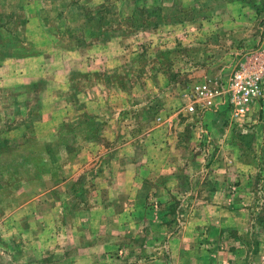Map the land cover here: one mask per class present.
I'll list each match as a JSON object with an SVG mask.
<instances>
[{
  "label": "rangeland",
  "instance_id": "obj_1",
  "mask_svg": "<svg viewBox=\"0 0 264 264\" xmlns=\"http://www.w3.org/2000/svg\"><path fill=\"white\" fill-rule=\"evenodd\" d=\"M147 1L0 0V264H264V92L222 94L264 0L236 55Z\"/></svg>",
  "mask_w": 264,
  "mask_h": 264
},
{
  "label": "crops",
  "instance_id": "obj_2",
  "mask_svg": "<svg viewBox=\"0 0 264 264\" xmlns=\"http://www.w3.org/2000/svg\"><path fill=\"white\" fill-rule=\"evenodd\" d=\"M150 1L151 3H149ZM144 6H146L144 10L151 13L146 17H154V21L144 20L146 24H150V26H144L145 28L175 24L176 27L183 29L193 25L199 29L197 34L206 28H217L220 33L227 29L226 39L233 47L235 46V55L242 49L240 46L239 48L236 46L238 47L241 43L246 45L250 40L255 42L254 40L261 39L257 30L254 29L260 28L259 19L256 23V18L249 15L251 10L260 15V4L251 2V0H149ZM216 20L223 22L215 25ZM2 27L3 25H0V28ZM184 33L186 34L185 31ZM201 36L203 37V35ZM112 42L115 43L114 40L108 43ZM4 68V65H0V72ZM1 80H5V77ZM0 146L2 145L0 144ZM2 150L0 149V153Z\"/></svg>",
  "mask_w": 264,
  "mask_h": 264
},
{
  "label": "built area",
  "instance_id": "obj_3",
  "mask_svg": "<svg viewBox=\"0 0 264 264\" xmlns=\"http://www.w3.org/2000/svg\"><path fill=\"white\" fill-rule=\"evenodd\" d=\"M244 59L248 60L237 67L228 89L222 91V94H229L237 115H244L249 105L264 92V53L261 55V48L245 51ZM195 92L197 99L202 100L204 105H212L216 96L221 93L205 82L198 84ZM198 100L187 105L186 111L196 113L195 102Z\"/></svg>",
  "mask_w": 264,
  "mask_h": 264
}]
</instances>
